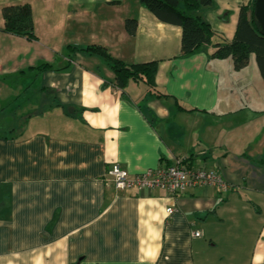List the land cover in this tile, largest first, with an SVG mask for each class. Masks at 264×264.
I'll list each match as a JSON object with an SVG mask.
<instances>
[{"label": "crops", "instance_id": "obj_1", "mask_svg": "<svg viewBox=\"0 0 264 264\" xmlns=\"http://www.w3.org/2000/svg\"><path fill=\"white\" fill-rule=\"evenodd\" d=\"M252 1L214 0L203 17L230 42ZM21 3L35 40L3 32L0 14V264H264V81L253 56L240 71L210 48L180 57L181 28L136 0L0 9ZM91 45L156 62L154 89L121 91L100 59L67 49ZM181 161L228 189L172 196L108 182L115 164L133 177Z\"/></svg>", "mask_w": 264, "mask_h": 264}, {"label": "trees", "instance_id": "obj_2", "mask_svg": "<svg viewBox=\"0 0 264 264\" xmlns=\"http://www.w3.org/2000/svg\"><path fill=\"white\" fill-rule=\"evenodd\" d=\"M136 1L160 22L181 28L180 57H190L210 48L212 49L210 60L230 59L234 71H240L248 65L250 56H253L260 78L264 81V36L259 33L253 21L254 0L250 6L240 8L235 34L230 42L214 32L203 17L204 10L211 8L214 0ZM0 14L3 20V32L24 37L28 41L36 39L31 7L28 3L3 6ZM124 29L128 35L134 36L136 20H126ZM67 49L100 59L113 73V85L121 91H124L129 83L143 84L150 91L155 87L156 62L126 64L110 57L104 48L96 45L82 48L67 46ZM37 69L44 71L50 69V66L41 64Z\"/></svg>", "mask_w": 264, "mask_h": 264}, {"label": "built area", "instance_id": "obj_3", "mask_svg": "<svg viewBox=\"0 0 264 264\" xmlns=\"http://www.w3.org/2000/svg\"><path fill=\"white\" fill-rule=\"evenodd\" d=\"M107 176L108 182L116 191L159 189L176 196L198 187H214L220 191L228 189V185L215 171L190 169L182 161L163 168L149 169L133 177L128 176L126 171L115 164L107 170ZM165 212L170 215L173 210L167 208ZM192 236L198 238L200 234L194 232Z\"/></svg>", "mask_w": 264, "mask_h": 264}, {"label": "water", "instance_id": "obj_4", "mask_svg": "<svg viewBox=\"0 0 264 264\" xmlns=\"http://www.w3.org/2000/svg\"><path fill=\"white\" fill-rule=\"evenodd\" d=\"M252 17L259 33L264 36V0H254Z\"/></svg>", "mask_w": 264, "mask_h": 264}, {"label": "rangeland", "instance_id": "obj_5", "mask_svg": "<svg viewBox=\"0 0 264 264\" xmlns=\"http://www.w3.org/2000/svg\"><path fill=\"white\" fill-rule=\"evenodd\" d=\"M250 72V71H249ZM249 74V73H248Z\"/></svg>", "mask_w": 264, "mask_h": 264}]
</instances>
